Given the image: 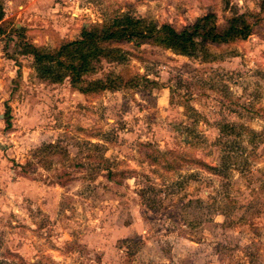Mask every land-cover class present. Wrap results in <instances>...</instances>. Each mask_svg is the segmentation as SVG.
<instances>
[{"label":"rangeland","instance_id":"374dc122","mask_svg":"<svg viewBox=\"0 0 264 264\" xmlns=\"http://www.w3.org/2000/svg\"><path fill=\"white\" fill-rule=\"evenodd\" d=\"M2 2L0 264H264L262 0ZM207 12L254 31L193 55L102 44L83 86L114 88L43 79L22 53L121 13L182 28Z\"/></svg>","mask_w":264,"mask_h":264},{"label":"trees","instance_id":"16d2710c","mask_svg":"<svg viewBox=\"0 0 264 264\" xmlns=\"http://www.w3.org/2000/svg\"><path fill=\"white\" fill-rule=\"evenodd\" d=\"M261 12L264 13V0L261 2ZM5 17V7L0 0V22ZM254 31V24L247 14H235L226 25H219L216 13L207 12L199 16L193 23L177 28L172 23L158 25L144 17L132 13H121L112 17L103 25L84 26L80 37L68 40L56 48L38 46L34 43H24L23 54L34 57L35 67L43 79L62 82L70 78L74 86H79L83 93L96 89L114 88L116 80L108 83L105 80L89 81L87 86L84 75L92 69V63L100 57L102 44L109 42H134L137 46L149 41L163 44L178 54L193 55L202 43H228L247 39ZM11 125L10 118H7ZM229 126V125H228ZM235 128L234 126H231ZM218 169V167H212ZM225 169L231 164L223 163ZM111 176L112 173H109Z\"/></svg>","mask_w":264,"mask_h":264},{"label":"crops","instance_id":"0c3cea01","mask_svg":"<svg viewBox=\"0 0 264 264\" xmlns=\"http://www.w3.org/2000/svg\"><path fill=\"white\" fill-rule=\"evenodd\" d=\"M3 21L4 19L0 22V25L3 23ZM2 48L3 43H1L0 41V93L1 89L5 86L4 84H6V79L12 76L11 70L8 71V69L5 68L8 59L6 57L1 56ZM6 88L9 89V86H7Z\"/></svg>","mask_w":264,"mask_h":264}]
</instances>
